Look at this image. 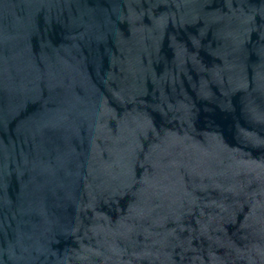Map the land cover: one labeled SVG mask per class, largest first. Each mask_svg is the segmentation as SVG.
Instances as JSON below:
<instances>
[{
	"label": "water",
	"instance_id": "95a60500",
	"mask_svg": "<svg viewBox=\"0 0 264 264\" xmlns=\"http://www.w3.org/2000/svg\"><path fill=\"white\" fill-rule=\"evenodd\" d=\"M0 264H264V0H0Z\"/></svg>",
	"mask_w": 264,
	"mask_h": 264
}]
</instances>
